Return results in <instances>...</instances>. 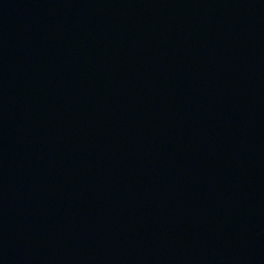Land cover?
Segmentation results:
<instances>
[{
    "label": "water",
    "instance_id": "1",
    "mask_svg": "<svg viewBox=\"0 0 264 264\" xmlns=\"http://www.w3.org/2000/svg\"><path fill=\"white\" fill-rule=\"evenodd\" d=\"M0 264H264V0H0Z\"/></svg>",
    "mask_w": 264,
    "mask_h": 264
}]
</instances>
